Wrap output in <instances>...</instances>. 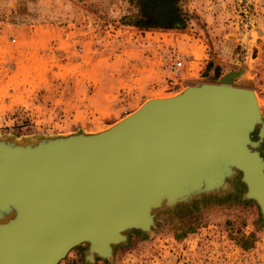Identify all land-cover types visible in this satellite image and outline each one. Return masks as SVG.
I'll use <instances>...</instances> for the list:
<instances>
[{
	"label": "rangeland",
	"instance_id": "1",
	"mask_svg": "<svg viewBox=\"0 0 264 264\" xmlns=\"http://www.w3.org/2000/svg\"><path fill=\"white\" fill-rule=\"evenodd\" d=\"M239 70L233 85L253 89L264 122V0H0V142L96 133ZM227 184L157 211L111 258L81 244L58 264H264L258 207L239 175Z\"/></svg>",
	"mask_w": 264,
	"mask_h": 264
},
{
	"label": "water",
	"instance_id": "2",
	"mask_svg": "<svg viewBox=\"0 0 264 264\" xmlns=\"http://www.w3.org/2000/svg\"><path fill=\"white\" fill-rule=\"evenodd\" d=\"M178 21L170 16V22ZM236 73L224 74L219 83ZM240 107L247 109L240 113L242 134L226 133L219 127L222 112ZM255 126L259 147L264 122L252 91L202 84L171 99L148 101L102 132L26 145L1 141L0 177L8 183L0 187L6 194L0 196V210L10 204L13 211L17 200L25 205L16 207L17 218L0 231L23 211L38 208L41 220L48 221L43 246L56 235L55 216L60 228V245L46 264H58L81 244L88 246V260L108 259L114 246L126 242L127 232H149L157 211L202 194H224L227 180L238 175L244 198L256 204L264 220V158L249 142ZM11 164L17 180L3 174Z\"/></svg>",
	"mask_w": 264,
	"mask_h": 264
},
{
	"label": "bare ground",
	"instance_id": "3",
	"mask_svg": "<svg viewBox=\"0 0 264 264\" xmlns=\"http://www.w3.org/2000/svg\"><path fill=\"white\" fill-rule=\"evenodd\" d=\"M238 72L239 73L230 75L231 77L229 76L226 77L224 81L220 83L219 81L218 83L201 82L197 84L188 85L187 87L183 88V90L179 91V93L174 94V95L156 96L154 98L148 99L145 102H143L136 110H139L146 102L151 101V100L171 99V98L177 97L181 93L186 91L187 88L190 86H200L202 84H214V85H219L223 87L244 88V89L252 91V95L254 97L258 113H260L259 100H258L256 93L253 91V89L243 87V86L238 87V86L233 85L232 79L237 77L241 73V71H238ZM135 111L123 117L122 119L118 120L117 122L109 126L108 128L112 127L118 122L120 123L122 120L132 115ZM246 111L247 109L245 110V107H240L239 110L237 108L233 109L231 112L227 111V109L224 110L222 112V116L220 120L221 125H219V127H222L224 130H226V133H230L231 131L232 133L237 132L238 135L242 134V131L239 130L241 128V121H242L240 119L241 117L240 113L243 114ZM255 128L258 132V126H255L254 129ZM107 129H104V130H107ZM219 131H221V129H219L218 132ZM250 139H251V134H250ZM242 140L244 141V138ZM250 141L253 143L252 145H255L254 147H252L253 150H256V148L258 147L257 141H254L252 139L249 140V142ZM8 143L9 142L7 141V144ZM247 147L249 148L250 145L248 146L247 144ZM7 167H10V168H8L6 171H3V174H5V176L8 175V177H10V174L12 173L13 176H15L14 179L17 180L18 177H20V175L16 173L17 171H14L15 169L14 165L11 164V166H7ZM0 181L4 182V183L0 182V187L1 186L5 187L6 183H8V181L3 177H0ZM19 188L23 189V191H26V186H20ZM261 189L264 190V181L262 182ZM0 196L6 198L5 192L0 193ZM15 203H16L15 209L13 208V211L11 209L10 204L3 206L2 208L4 209L0 210V226L6 225L8 224V221H12L15 218H17L16 216L17 208L16 207H18V205L20 204L25 205L24 200H17L15 201ZM35 209L36 211H33V212L28 211V210L26 212L23 211L22 214L19 215V219L16 221L15 224L10 225L6 229L5 228L1 229L0 231V264H21L22 262H25V261H29L30 264H46L48 259L52 257L54 252H56V250L58 249L60 245V241H59V237H57V229L59 230L60 228H59V224H58V220L56 216L54 215L55 217H54V225H53L54 230H55L54 232L56 235L54 238H51V241H50V238L48 239L49 244L47 246H43V243H42L43 237L41 233L43 231V234L46 235L45 231H46V228H48L47 227L48 221L46 219L47 217L45 216L41 220V214H40L41 212L38 210V208H35ZM38 213H39V218L37 219L32 218L30 215V214L36 215ZM42 226H43V230H42ZM60 237L62 236L60 235Z\"/></svg>",
	"mask_w": 264,
	"mask_h": 264
},
{
	"label": "built area",
	"instance_id": "4",
	"mask_svg": "<svg viewBox=\"0 0 264 264\" xmlns=\"http://www.w3.org/2000/svg\"><path fill=\"white\" fill-rule=\"evenodd\" d=\"M181 64H182V63H181V62H179V61L176 63V67H177V69H180V67H181Z\"/></svg>",
	"mask_w": 264,
	"mask_h": 264
},
{
	"label": "trees",
	"instance_id": "5",
	"mask_svg": "<svg viewBox=\"0 0 264 264\" xmlns=\"http://www.w3.org/2000/svg\"><path fill=\"white\" fill-rule=\"evenodd\" d=\"M155 27H162V25L161 24H157V25H155Z\"/></svg>",
	"mask_w": 264,
	"mask_h": 264
}]
</instances>
